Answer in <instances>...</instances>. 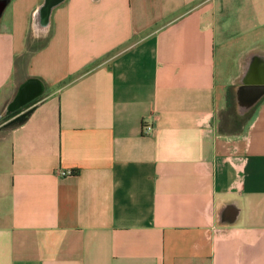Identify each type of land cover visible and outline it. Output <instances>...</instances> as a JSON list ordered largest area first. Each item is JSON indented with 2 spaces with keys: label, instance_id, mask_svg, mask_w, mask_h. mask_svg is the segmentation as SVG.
<instances>
[{
  "label": "crops",
  "instance_id": "1",
  "mask_svg": "<svg viewBox=\"0 0 264 264\" xmlns=\"http://www.w3.org/2000/svg\"><path fill=\"white\" fill-rule=\"evenodd\" d=\"M23 102L0 264H264V0H0Z\"/></svg>",
  "mask_w": 264,
  "mask_h": 264
},
{
  "label": "rangeland",
  "instance_id": "2",
  "mask_svg": "<svg viewBox=\"0 0 264 264\" xmlns=\"http://www.w3.org/2000/svg\"><path fill=\"white\" fill-rule=\"evenodd\" d=\"M30 105L26 102H23V104H15L14 106L10 108H6L3 111H1L0 107V125L4 126H12V124L16 123L18 119H20L27 111H29ZM235 111V108H232L231 104L227 105V108L224 109L219 113V119L221 121H225L223 123V126L221 129L226 126L227 122H229V118L231 117V113Z\"/></svg>",
  "mask_w": 264,
  "mask_h": 264
},
{
  "label": "built area",
  "instance_id": "3",
  "mask_svg": "<svg viewBox=\"0 0 264 264\" xmlns=\"http://www.w3.org/2000/svg\"><path fill=\"white\" fill-rule=\"evenodd\" d=\"M153 131V127H152V125H150V124H145V125H143V133L145 134V135H148V134H150L151 132ZM68 174H70V172L68 171V172H59V175L60 176H67Z\"/></svg>",
  "mask_w": 264,
  "mask_h": 264
},
{
  "label": "trees",
  "instance_id": "4",
  "mask_svg": "<svg viewBox=\"0 0 264 264\" xmlns=\"http://www.w3.org/2000/svg\"><path fill=\"white\" fill-rule=\"evenodd\" d=\"M29 113H30V110L27 111L20 119H18V121L16 123L12 124V126H15V125L22 123L27 118Z\"/></svg>",
  "mask_w": 264,
  "mask_h": 264
},
{
  "label": "bare ground",
  "instance_id": "5",
  "mask_svg": "<svg viewBox=\"0 0 264 264\" xmlns=\"http://www.w3.org/2000/svg\"><path fill=\"white\" fill-rule=\"evenodd\" d=\"M143 125H145V124H143ZM142 131H143V126H142ZM152 133V132H151ZM150 133V134H151ZM62 172H65V171H62ZM66 172H68V171H66ZM70 172V174H71V171H69ZM69 175V174H68ZM60 176V175H59Z\"/></svg>",
  "mask_w": 264,
  "mask_h": 264
}]
</instances>
